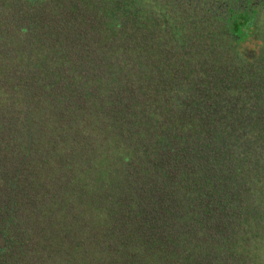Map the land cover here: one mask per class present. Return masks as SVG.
<instances>
[{"label": "trees", "instance_id": "trees-1", "mask_svg": "<svg viewBox=\"0 0 264 264\" xmlns=\"http://www.w3.org/2000/svg\"><path fill=\"white\" fill-rule=\"evenodd\" d=\"M113 27L98 30L96 83L92 48L80 83L69 68L76 40L90 38L73 20L64 69L50 66L41 84V51H24L18 68L31 58L33 73L18 99L0 86V264H252L264 67L213 37L157 52L138 21Z\"/></svg>", "mask_w": 264, "mask_h": 264}, {"label": "flooded vegetation", "instance_id": "flooded-vegetation-1", "mask_svg": "<svg viewBox=\"0 0 264 264\" xmlns=\"http://www.w3.org/2000/svg\"><path fill=\"white\" fill-rule=\"evenodd\" d=\"M73 20L79 35L80 28L90 34L85 42L76 40L72 50L74 59L72 55L68 59L78 83L82 73L81 49L92 48L91 80L96 83L99 35L104 32L112 37L113 26L120 30L126 20L139 22L140 36L159 37L157 52L189 51L205 42L201 40L197 45L191 38L213 37L219 39L221 50L228 48L254 67H264V0H0V86L5 87L4 92L10 91V96L17 100L21 94L18 85L28 72L33 73L31 58L18 68L24 51L33 54L41 51L44 74L41 84H46L50 66L54 69L57 64L59 69L65 68L64 54L69 57L72 45L64 37ZM173 37L180 38L181 43L176 41L169 47ZM90 41L92 44L87 43ZM50 54L62 61L53 62ZM30 78L38 81L37 77ZM33 94L36 92L30 89L31 97ZM77 100L82 103L84 99L78 95Z\"/></svg>", "mask_w": 264, "mask_h": 264}, {"label": "rangeland", "instance_id": "rangeland-1", "mask_svg": "<svg viewBox=\"0 0 264 264\" xmlns=\"http://www.w3.org/2000/svg\"><path fill=\"white\" fill-rule=\"evenodd\" d=\"M252 248L259 249L261 247V255L252 264H264V230H261L258 235H251L247 241Z\"/></svg>", "mask_w": 264, "mask_h": 264}]
</instances>
